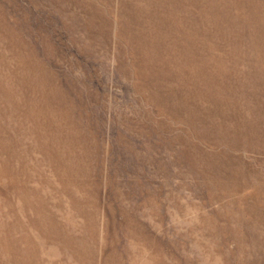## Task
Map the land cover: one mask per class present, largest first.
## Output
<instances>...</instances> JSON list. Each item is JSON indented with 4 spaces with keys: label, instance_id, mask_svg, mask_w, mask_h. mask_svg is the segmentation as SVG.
Here are the masks:
<instances>
[{
    "label": "rangeland",
    "instance_id": "rangeland-1",
    "mask_svg": "<svg viewBox=\"0 0 264 264\" xmlns=\"http://www.w3.org/2000/svg\"><path fill=\"white\" fill-rule=\"evenodd\" d=\"M0 264H264V0H0Z\"/></svg>",
    "mask_w": 264,
    "mask_h": 264
}]
</instances>
